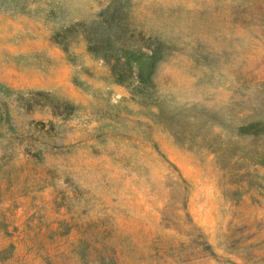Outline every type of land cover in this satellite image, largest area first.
<instances>
[{"label": "rangeland", "instance_id": "374dc122", "mask_svg": "<svg viewBox=\"0 0 264 264\" xmlns=\"http://www.w3.org/2000/svg\"><path fill=\"white\" fill-rule=\"evenodd\" d=\"M0 264H264V0H0Z\"/></svg>", "mask_w": 264, "mask_h": 264}]
</instances>
